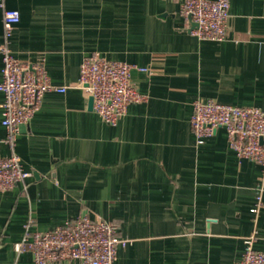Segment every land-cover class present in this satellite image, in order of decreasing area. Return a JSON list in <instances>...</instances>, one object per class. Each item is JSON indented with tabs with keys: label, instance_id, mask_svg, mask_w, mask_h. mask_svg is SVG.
Here are the masks:
<instances>
[{
	"label": "crops",
	"instance_id": "0c3cea01",
	"mask_svg": "<svg viewBox=\"0 0 264 264\" xmlns=\"http://www.w3.org/2000/svg\"><path fill=\"white\" fill-rule=\"evenodd\" d=\"M182 3L4 0L21 14L13 55L43 60L67 90L45 93L14 146L5 141L0 91V156L16 151L30 173L0 192V264H36L16 249L29 219L31 233L81 213L117 223L129 239L114 264H234L254 232L264 251V205L257 217L251 211L261 165L237 155L226 127L202 142L191 127L198 98L264 110V0H230L221 41L195 35ZM3 36L0 4V45ZM93 52L136 65L132 82L148 97L115 125L90 109L80 87ZM2 67L0 51V81Z\"/></svg>",
	"mask_w": 264,
	"mask_h": 264
},
{
	"label": "built area",
	"instance_id": "2783aa9c",
	"mask_svg": "<svg viewBox=\"0 0 264 264\" xmlns=\"http://www.w3.org/2000/svg\"><path fill=\"white\" fill-rule=\"evenodd\" d=\"M3 7L4 38L0 45L3 56L0 91L5 95L2 123L7 128L5 141L11 146L21 130L42 105L47 91L65 92L67 86L51 81L43 60L35 63L15 57L9 47L14 26L20 21L18 9ZM182 10L198 26L193 33L201 39L221 41L229 32L230 0H183ZM136 65L111 60L93 52L83 58L80 87L93 96L95 110L106 123L115 125L127 113L131 103L147 100L132 82ZM149 70L147 68H141ZM220 126L226 127L232 147L240 158L261 165L256 202L251 211L257 217L264 205V110L256 106H237L215 99L194 101L191 127L198 142L212 136ZM29 172L16 151L0 156V192L25 181ZM32 219L25 224L27 233L16 243L18 251L29 250L36 264L79 260L83 264H114L118 248L129 239L120 237L119 225L81 213L74 219L45 231L29 232ZM256 233L245 238V250L234 264H264V251L255 248Z\"/></svg>",
	"mask_w": 264,
	"mask_h": 264
},
{
	"label": "water",
	"instance_id": "95a60500",
	"mask_svg": "<svg viewBox=\"0 0 264 264\" xmlns=\"http://www.w3.org/2000/svg\"><path fill=\"white\" fill-rule=\"evenodd\" d=\"M190 21L192 23V27H197L198 26V24L195 21H193L191 17H190ZM93 105H94V98H93V96H90V98H89V107H90V109H93Z\"/></svg>",
	"mask_w": 264,
	"mask_h": 264
}]
</instances>
